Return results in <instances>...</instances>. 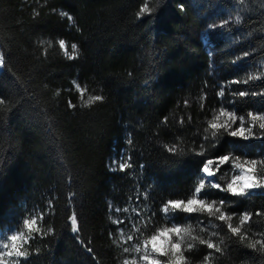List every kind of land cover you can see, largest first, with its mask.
Returning a JSON list of instances; mask_svg holds the SVG:
<instances>
[{"label": "trees", "instance_id": "1", "mask_svg": "<svg viewBox=\"0 0 264 264\" xmlns=\"http://www.w3.org/2000/svg\"><path fill=\"white\" fill-rule=\"evenodd\" d=\"M0 51V231L38 219L17 264H123L222 157L220 210L173 217L184 264H264V0H0ZM232 161L262 187L231 193Z\"/></svg>", "mask_w": 264, "mask_h": 264}, {"label": "rangeland", "instance_id": "2", "mask_svg": "<svg viewBox=\"0 0 264 264\" xmlns=\"http://www.w3.org/2000/svg\"><path fill=\"white\" fill-rule=\"evenodd\" d=\"M3 69L2 55L0 51V72ZM240 130L245 131L244 123H240ZM225 157L209 161L202 170L201 186L209 183L213 187H221L219 180L225 179V175L217 168L226 163ZM126 160L123 155H114L110 160L113 169L125 167ZM232 171L228 181V190L231 193L247 195L262 187V182L254 171L251 163L240 164L231 162ZM195 196L185 202H172L165 207V213L172 220L169 228L160 231L144 245L135 246L128 243L123 264H184L182 245L187 240V227L173 220L179 210L184 212H218L220 206L204 200L200 196V188ZM224 214V213H223ZM38 227L37 215L33 214L26 219L22 230L0 231V264H17L19 250L23 242L33 229Z\"/></svg>", "mask_w": 264, "mask_h": 264}]
</instances>
